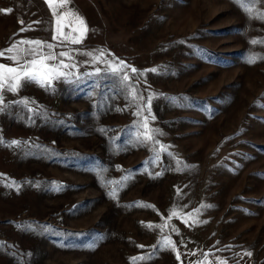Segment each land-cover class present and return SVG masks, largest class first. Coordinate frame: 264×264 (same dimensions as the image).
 Returning a JSON list of instances; mask_svg holds the SVG:
<instances>
[{"label": "rangeland", "instance_id": "1", "mask_svg": "<svg viewBox=\"0 0 264 264\" xmlns=\"http://www.w3.org/2000/svg\"><path fill=\"white\" fill-rule=\"evenodd\" d=\"M7 9L0 65L33 49L69 67L5 82L0 264H264V0Z\"/></svg>", "mask_w": 264, "mask_h": 264}, {"label": "snow or ice", "instance_id": "2", "mask_svg": "<svg viewBox=\"0 0 264 264\" xmlns=\"http://www.w3.org/2000/svg\"><path fill=\"white\" fill-rule=\"evenodd\" d=\"M46 3L52 4L53 0H45ZM58 3H64L66 0H57ZM259 0H248V3L250 5H254L258 3ZM4 12H11V9L7 10H0ZM54 15L58 17L57 21V35H54L52 37L53 40H58L62 42L61 34H60V26H59V17L60 13L58 10H55ZM79 21L81 25H83V20L79 18L78 13L73 12L72 13ZM257 19H264V13H260L257 17ZM33 23H39V21H35ZM21 24H23V21H21ZM69 28L72 27L71 24L68 25ZM24 29L22 28L21 31ZM83 30V29H81ZM63 39L66 40L70 36V32H64ZM73 43H79L80 37H72ZM37 46H43V47H49L51 48V45L43 44L40 41L32 42ZM252 43H262L264 44V40L260 41H253ZM15 48L0 51V58L5 56V52H15ZM61 56H64V53H60ZM38 57H43L42 60H38ZM9 59L13 60V63L16 65V67L12 66H5L0 65V103L3 102V95L2 92L5 89V82H7V87L9 90L18 91L19 87H21L26 82H36L40 83L44 86L50 87L52 85V82L55 80H59L64 76H67L68 73L63 72L64 67H69V65H64L63 61H59L58 63H49V61H56L57 57L55 54L48 55V54H42L38 51H35L33 49H27L24 51L23 56L21 57L19 53H16L15 57H8ZM70 59V57H69ZM37 63H42L45 71L43 74L40 73L39 69L35 67ZM133 71H135L133 69ZM108 74H112L109 72ZM118 75V73H117ZM146 127V124H145ZM149 133H151L150 139H154L155 135L159 133L158 129H147ZM15 143V142H14ZM155 250V249H154ZM249 256L251 253H247ZM150 258V257H149ZM179 259V257H178Z\"/></svg>", "mask_w": 264, "mask_h": 264}]
</instances>
